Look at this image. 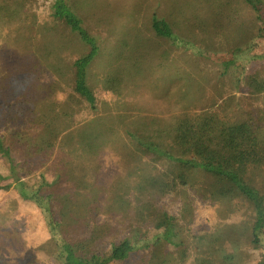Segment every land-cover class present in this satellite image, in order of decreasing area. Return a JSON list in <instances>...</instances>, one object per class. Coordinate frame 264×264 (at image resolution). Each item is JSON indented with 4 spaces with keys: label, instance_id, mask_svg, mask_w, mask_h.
Listing matches in <instances>:
<instances>
[{
    "label": "trees",
    "instance_id": "trees-1",
    "mask_svg": "<svg viewBox=\"0 0 264 264\" xmlns=\"http://www.w3.org/2000/svg\"><path fill=\"white\" fill-rule=\"evenodd\" d=\"M193 1L199 7L209 6L215 19L207 16V20L220 23L229 32L233 30L232 37L238 43L234 51L249 44V49L264 45V0H172L170 13H156L148 7L146 33H128L133 41L123 42L129 43L131 56L110 57L109 74L101 79L103 89L120 94L123 74L134 75L137 64L133 67V58H142L149 35H173L171 16L184 17L192 31L202 28L194 25L202 19ZM25 2L0 0V52L13 47L24 56L17 59L24 70L0 73V113L5 116L0 125V159L8 164L5 179L15 183V195L8 198L10 204H0V264H124L135 257L139 261L134 264H172L175 259L182 264L188 257L189 243H198L197 264H243L247 259L244 244L262 249L264 204L261 206L260 197L264 192L256 189L247 176L251 171L264 175V130L259 125L264 117L255 120L252 112H246L245 118L227 122L215 113L200 112L182 113L169 121L148 116L138 120L139 115L127 116L125 109V114L104 117L98 113V98L90 83V69L101 57L102 37L85 24L89 8L97 4L93 0H52L50 26L36 29L34 22H23ZM241 9L250 14L241 19ZM247 31V38L240 41L238 35L245 36ZM36 35L45 37L40 48L36 47ZM63 38V43H57ZM76 43L87 51L75 59L62 56L69 45ZM30 56H37L45 65L42 72L53 75L49 83L26 70ZM122 58L129 59L131 66L127 61L128 65L120 64ZM257 58L260 56L252 57ZM14 82L19 83V89ZM247 86L252 93H263L264 72L249 77ZM66 90L68 96L57 100L56 94ZM78 114L85 117L78 120ZM60 143L66 144L69 153L53 157ZM111 147L123 148L124 153L118 161L119 171L115 169L117 176L109 180L103 160ZM39 156L46 157L43 165L52 171L51 180L43 175L47 170L39 174L37 182L31 179L38 166L30 164ZM122 170L126 176H122ZM199 171L220 183L218 188L207 184L211 189L204 188L203 195L209 192L218 202L238 200L253 214L248 225L239 224L246 243H224V234L213 237L212 232L204 236L209 244L205 243V257L200 255L204 237L190 233L188 208L179 219L162 212L157 203L160 196L183 193L197 181ZM13 203L39 210L47 241L29 243L21 237L18 223L9 217V212L16 210ZM6 239L8 243L3 241ZM214 243L220 246H212ZM6 251L10 259L2 258ZM258 264H264V257Z\"/></svg>",
    "mask_w": 264,
    "mask_h": 264
},
{
    "label": "rangeland",
    "instance_id": "rangeland-1",
    "mask_svg": "<svg viewBox=\"0 0 264 264\" xmlns=\"http://www.w3.org/2000/svg\"><path fill=\"white\" fill-rule=\"evenodd\" d=\"M143 1L93 0L97 6L94 9L89 8L90 16L85 24L91 27L92 33L95 31L93 34L102 37L100 42L101 57L90 69V83L94 85V92L98 98L100 110L98 113L108 117L111 114L124 113L125 109L127 116L139 115L138 120L148 116L149 118L154 117L168 121L172 116L182 113L195 114L200 112L215 113L227 122L245 118L246 112H252L255 120L264 117V92L261 94L252 93L247 86L249 77L258 72H264V45L249 49V44L243 46L242 50L234 51L233 49H236L238 43L237 38L235 40L232 37L234 35L233 30L229 32L227 29L221 28L220 23L207 20V16L214 18L213 12H210L208 5H200L199 7L196 1H193L192 4H197L194 7L202 20L195 22L194 25L202 28L198 27L192 31L190 22L184 17L171 16L169 21H172L170 25L173 28V35L171 37L149 35L150 43L142 50V58L143 56L144 58L142 59L140 55H137L135 59L133 58L132 62H135L133 67L137 64L136 68L133 69L134 75L132 76L129 72L123 74L124 82L120 94H112L103 89L101 79L109 74L110 57L116 54L131 56L129 43L125 44L123 41H133L128 33L147 30V24L150 22L148 7H153V11L156 13L171 12L172 0ZM51 2L52 0H26V10L21 16L24 19L23 22L25 24L34 22L36 29L50 26L52 22L50 17ZM241 11V19L250 14L249 10L241 9ZM246 24L249 27V23ZM247 35L248 31L245 36L238 35V38L242 41L243 38H247ZM35 41L36 47L40 48L45 43V37L36 35ZM64 41L63 38L57 43L61 44ZM69 47L67 51L62 53V56L69 59L80 57L83 51H87V47L85 48L80 43L72 44V47L69 45ZM254 55L260 56V58L252 59ZM14 58L15 65L13 64ZM21 58H24L23 53L18 55L13 47H7L4 52H0V69L2 70L0 73L7 74L18 69L24 70L21 62L18 64L17 61V59L20 61ZM28 60L29 66L27 65L26 70L35 72L36 77L39 75L40 81L43 83H49L52 80L53 75L49 72H42L45 65L39 61L37 56H30ZM120 61V64H132L126 58H122ZM126 61L127 63H125ZM12 64L15 66L14 68ZM13 85L17 89L20 88L17 82H14ZM68 92V90L58 92L56 99L64 100L68 96ZM82 115L78 114L76 118L82 120L85 117ZM260 121L259 125L264 130V121ZM4 122L5 116L0 113V125ZM112 148L106 150V158L103 160L105 165L103 171L109 174V180L117 176L115 169L117 172L119 171L118 161L122 160L121 152L124 153L123 148H119V150ZM68 151L66 144L60 143L53 157L66 155L69 153ZM45 160L46 157L43 156L32 159L30 165L38 166V170H36L38 172L31 176L33 182H37L39 174L43 170H47V166L43 165ZM123 170L120 172L122 176H126ZM47 171L43 172V175H46L47 180H51L53 173L50 170ZM8 175V164L0 159V176L4 177L0 180V187L11 184L8 190H0V204L6 202L10 204L8 198H13L15 195V189H13L15 183L5 179ZM247 177H251L252 185L256 189L264 192V175L262 173L251 171ZM195 179L197 181L184 189L183 193L178 192L166 197H158V208L162 212L179 219H181L184 209L188 208L189 213L186 217L190 218L191 221L183 219L182 222L187 224L188 221L191 235L197 238L213 232V237L215 234V236L224 234L223 236L226 237L224 243H246L248 239L240 235L242 232L239 231V224H247L249 220L253 219L251 211L238 200L231 202L221 199L218 202L210 198L211 193L209 192H206V196L203 195L201 192L204 188L205 191L211 189L207 184L212 187L216 186V188L220 186L217 178H212L209 174L199 171L196 173ZM260 201H262L261 206H263L264 197H260ZM13 206H16V210L10 211L9 217L14 218L15 223H18L21 237L29 243L47 241L48 234L39 210L33 205L13 203ZM217 230H220L219 234L214 233ZM3 241L8 243L9 239ZM207 242L204 237L201 242L202 247L200 245V255L203 257H205V249L209 246ZM0 243H2L1 240ZM197 244L189 243L188 257L182 264L198 263ZM217 245L219 247L220 243L212 244V246ZM243 248L244 253H247L244 254L247 255V259L244 260L243 264H258L264 257V247L256 249L246 243ZM1 255L4 259L12 257L8 251ZM3 261L5 263V260ZM135 261L138 262L139 258L135 257L130 263L124 264H134ZM172 264H177V259L172 261Z\"/></svg>",
    "mask_w": 264,
    "mask_h": 264
}]
</instances>
